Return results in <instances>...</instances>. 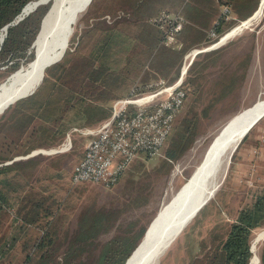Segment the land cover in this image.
I'll return each instance as SVG.
<instances>
[{"label":"rangeland","instance_id":"1","mask_svg":"<svg viewBox=\"0 0 264 264\" xmlns=\"http://www.w3.org/2000/svg\"><path fill=\"white\" fill-rule=\"evenodd\" d=\"M139 2L138 0H92L72 24L66 50H76L78 48L80 55L87 54L100 36L99 30L88 24L89 20L99 13L103 17L110 16L107 22H111L114 15L125 17L127 22L140 19L139 13H141L142 8ZM260 3L261 0H259L256 9L259 8ZM262 9L250 25L228 36L225 41L220 42L222 36L234 26L242 24L247 19L243 18L245 14L226 22L224 25L225 30L216 39L206 40L204 44L192 48L186 46L175 78L172 77V74H169L175 69L172 67V70L164 77L162 74H148L147 71H143L140 74H110L108 84L105 87L98 84L93 85L94 83L88 81L84 82L83 85L81 84L83 91H85L83 93L88 96V99L92 100H95L96 97L99 98L98 94L106 90L108 92L107 96L111 97L107 106L111 107L113 100L127 94L133 85L145 83V81L153 79L155 75H158V79L164 80L165 83H172L181 74L184 78L188 74H201L193 81L190 96L186 98L184 106L174 120L175 124L181 125L184 115L190 119L193 115H197L194 122L196 134L190 146L183 155L172 162V166L167 172L157 168L164 144L161 153L154 158L148 159L144 154L138 155L126 167L119 177L120 180H117L118 182L104 185L87 181L73 185L71 183L72 173H70L72 166L75 165L74 163L79 157L78 154L82 153L83 145L90 137L84 135L81 130L86 127H95L100 123L89 126V124H78L82 120L76 121L77 123L73 122L60 142L50 146H36L28 152L21 151L23 145L21 141H17L16 133L12 135L4 131L0 132V155L12 157L3 163L19 159L24 160L27 157L37 159V171L33 173V176L26 174L24 178V180L27 179L26 181L30 185L28 190L33 188L32 190L38 191L48 184L47 193L52 192L55 201L58 200L57 208L59 209L57 211H59V214L54 216L56 222H53L52 225L56 228L55 248H57L56 255L59 260L63 258L69 235L77 226L78 212L84 206L96 208L104 206L109 208L112 213L118 212L116 215H119V217L115 222L113 221V226H109L110 228H107V231L97 235L98 237L89 247L93 248L92 256L87 257L84 252L81 258L76 255L74 262L86 258L89 262L92 261L100 248V244L117 231L115 227L118 223L121 227L126 228L130 221L136 220L135 234L142 226L146 229L162 203L171 198L188 179L194 167L202 159L207 145L224 123L236 112L251 105L256 99L260 97L264 99V4ZM231 11L233 17L234 11L233 9ZM181 14L185 17L183 12ZM128 23L125 25L128 26ZM211 44H213V48L195 53L192 61H190L189 52L194 49H203ZM181 45L179 50L185 46L182 42ZM169 47L178 48L177 43L176 47L170 45ZM32 49L34 50L33 47H30L27 54ZM204 54H207L209 60L218 56V63L204 69L197 64L195 73L188 72L193 60H200L204 57ZM247 58L250 59L245 67L243 64L247 61ZM17 59L20 64L15 69L0 66V82L30 61H26L25 56ZM229 66L237 68L238 74H246V76L239 89L220 96L221 84H217L216 80L218 74L224 72L230 74ZM171 78L173 79L170 80ZM101 100L103 99L101 98ZM75 105H78V103H75ZM9 112L10 109L4 108L0 112V118ZM35 133L34 131L33 136ZM33 141L37 142L38 139ZM68 142L70 144L64 149L63 144ZM239 143L236 151L230 153L226 170L219 176V180H221L214 195L198 210L196 215L172 241L171 245L162 253L158 264H188L193 254L199 257L203 256L208 250H212L218 241L227 236L230 223L237 217L238 211L241 208L251 206L257 196L264 195V116L253 125L251 131ZM74 146L78 147L76 151H72ZM69 152H71L69 156L60 158L61 155ZM62 165L66 168H63ZM52 206L55 208L57 205ZM15 209V207H11L0 212V264H21L25 254L23 244L27 243L30 246V241L41 234L40 232L44 229L32 225L26 227L27 229L23 231H19L16 228V222L13 220ZM102 229L103 227L100 228V230ZM262 229H264V225L255 227L251 235L254 234L255 230L258 232ZM14 233L15 237L13 236ZM142 236L140 239H142ZM263 252L264 240L258 245L255 252L258 257V264H262L261 254Z\"/></svg>","mask_w":264,"mask_h":264},{"label":"trees","instance_id":"2","mask_svg":"<svg viewBox=\"0 0 264 264\" xmlns=\"http://www.w3.org/2000/svg\"><path fill=\"white\" fill-rule=\"evenodd\" d=\"M29 1L31 0H0V31L7 23L15 20ZM222 1L231 3L235 0ZM236 1L239 3L238 7L246 12L244 19L251 15L259 2V0ZM49 6V3L40 4L7 27L6 36L0 45L1 67L15 69L20 64L17 58L25 56L26 61L33 58L34 50H30L28 54L27 52ZM115 16L111 22H107L101 13L95 14L88 24L96 27L100 36L88 53L80 55L78 48L66 50L61 60L45 68V74L32 94L16 100L7 107L10 112L1 116L0 132L4 131L12 135L16 133L17 141H21L23 145L22 152H28L36 146H50L60 142L73 122L82 120L78 124L91 126L101 123L110 116L111 107H108L107 103L111 97L107 96L108 92L105 90L99 93V98L96 97L95 100L88 99L81 86L84 82L105 87L110 74H140L150 66L156 68L163 77L168 75L172 67L175 68L173 73L177 71L183 51L186 50L185 43L183 49L171 48L163 44L162 29L148 19L146 23L139 19L128 23L125 17ZM147 23L153 27H149ZM225 23L224 19L218 22L214 28L215 37L213 36L209 41L216 39L225 30ZM207 54H204L200 60L194 59L188 72L195 73L197 64L203 69L215 66L218 63V56L209 60ZM249 59L247 58L243 64L245 67ZM228 70L230 74L225 72L218 74L216 80L217 84H221L220 96L239 89L246 76V74H238V69L232 66H229ZM198 75L201 74H188L184 78L182 86L186 91L185 100L190 96L192 83ZM175 76L176 74H172L173 78ZM196 116L193 115L190 119L184 115L181 125L173 122L163 153L159 156L157 168L167 172L172 162L183 155L190 146L196 134L194 130ZM34 131L36 133L33 136ZM35 139L38 141H33ZM77 149L78 147L74 146L72 151ZM70 153H64L60 158L67 157ZM78 156L75 163L82 158L83 149ZM11 158L8 155H0V212L15 207L13 220L19 231L32 225L44 228L41 234L30 241V246L27 243L23 244L25 254L21 264H124L139 243L145 229L142 226L135 234L136 220L130 221L126 228L121 227L120 223L116 224L117 231L100 244L92 261L89 262L86 258L87 261L79 259L78 262H74L76 255L81 258L84 252L87 257L92 256L93 248L89 247L96 240L97 235L107 231V228L113 226V221L115 222L119 217L116 215L118 212L112 213L104 206L82 207L78 212L77 226L72 229L63 258L59 260L55 248L56 228L52 225L56 222L54 216L59 214L58 200L55 201L52 192L47 193L49 185L43 186L38 191L32 190L33 188L28 190L30 185L24 178L26 174L33 176L37 171V159L27 157L24 160L3 163ZM62 167L66 168L64 165ZM52 205L57 206L53 208ZM262 225H264V195L257 196L251 206L241 208L237 217L230 223L227 236L203 256L193 254L188 264H248L252 255L249 249L252 230ZM102 227L103 229L100 230ZM13 236H16L15 233ZM261 262L264 264V252L261 254Z\"/></svg>","mask_w":264,"mask_h":264},{"label":"bare ground","instance_id":"3","mask_svg":"<svg viewBox=\"0 0 264 264\" xmlns=\"http://www.w3.org/2000/svg\"><path fill=\"white\" fill-rule=\"evenodd\" d=\"M35 1L27 2L19 16L28 14L35 6ZM46 1L50 3V7L42 18L40 29L34 40L32 60L0 82V112L13 98L25 92L29 93L37 87L45 71L44 64L66 49L71 26L81 11L85 9L89 0ZM262 4L264 0H261L260 5ZM261 9H257L254 15L242 24L231 28L220 41L250 25ZM3 35L4 30L1 29L0 39ZM263 110L264 99L260 97L251 105L236 112L224 123L207 145L202 159L194 167L188 179L171 198L162 203L149 223L145 236L131 252L126 264H158L162 253L176 238L175 236L171 240L173 231L191 215L201 202L207 198L209 200L214 195L221 180L219 176L226 170L228 158L240 134L249 122ZM250 264H258L256 253L251 257Z\"/></svg>","mask_w":264,"mask_h":264},{"label":"built area","instance_id":"4","mask_svg":"<svg viewBox=\"0 0 264 264\" xmlns=\"http://www.w3.org/2000/svg\"><path fill=\"white\" fill-rule=\"evenodd\" d=\"M216 1L221 6V19L232 20L230 3ZM105 17L106 20L110 19V16ZM148 20L162 29L163 43L172 47H176L177 43L178 48L182 46L177 34L186 19L179 11L161 9ZM210 35L215 36L214 29ZM201 50L194 49L189 52L190 61ZM183 80L184 76L181 74L172 83L158 79L153 83L133 85L127 94L114 99L108 118L95 127L81 130L90 137L83 145L82 158L73 166L71 183L74 185L90 181L110 185L119 179L138 155L144 154L148 159L159 155L171 132L175 117L184 104L186 91L182 86ZM69 144H63V148H67ZM263 240L264 229L258 232L255 230L249 245L253 255ZM250 261L251 258L248 264Z\"/></svg>","mask_w":264,"mask_h":264},{"label":"crops","instance_id":"5","mask_svg":"<svg viewBox=\"0 0 264 264\" xmlns=\"http://www.w3.org/2000/svg\"><path fill=\"white\" fill-rule=\"evenodd\" d=\"M138 1H140L139 5L142 8L141 13H139L140 14L139 20L140 21L142 20L143 22L145 21V23L149 16L156 14L161 9L179 11L181 13L183 12V14L186 17V22L182 30L179 32L178 38L182 42V44L185 43L186 46L190 48L200 46L204 44L206 40H210L213 37L210 35L211 30L215 28V26L218 24V22L221 20L222 17L220 3L216 0H138ZM262 5L259 6L260 9L263 7ZM238 6L239 3L236 0L230 3V9L231 10L233 9L234 11L232 17L233 19L242 14L246 15V12L243 9H240ZM255 10L251 14H253ZM231 13L232 11H230V14ZM228 21L231 20H225V22ZM147 24L149 25V27L150 26L153 27L151 24L149 23ZM145 71H147L148 74H161L158 73V70H156V68L151 66L148 67L147 70ZM169 74H178V71H176L175 73L171 72ZM158 78H159L158 75H155L153 79L147 80L145 81V83L142 84L153 83L156 80H158ZM70 189L71 187L69 188V190Z\"/></svg>","mask_w":264,"mask_h":264},{"label":"water","instance_id":"6","mask_svg":"<svg viewBox=\"0 0 264 264\" xmlns=\"http://www.w3.org/2000/svg\"><path fill=\"white\" fill-rule=\"evenodd\" d=\"M47 1L45 0V1H42V0H36L35 1V6L33 7V9H31L30 11H32V10H34L38 5H40V4H43V3H46ZM91 2V0H89L88 2H87V5H89V3ZM22 10H23V8H22ZM22 10H21V12H22ZM20 12V13H21ZM19 13V14H20ZM19 14L16 16V18H15V20L14 21H12V22H9V23H7L5 26H3L1 29H3L4 30V35L1 37V39H0V45L2 44V42H3V40H4V37L6 36V32H7V27L10 25V24H13V23H15V22H17L19 19H21L22 17H23V15H21V16H19ZM250 17V16H249ZM248 17V18H249ZM67 40V39H66ZM221 40V39H220ZM220 42H222V41H220ZM33 43L34 42H32V44H31V48L33 47ZM213 46H207V47H205V48H203L202 50H206V49H211ZM65 50L66 49H63V51L59 54V55H57L56 57H54V58H52L51 60H49L48 62H46L45 64H44V67L46 68V67H48V66H51L52 64H54V63H56V62H58L61 58H62V56L64 55V53H65ZM42 78L43 77H41V80H42ZM39 84V83H38ZM35 91V89H33L32 91H30L29 93H27V92H25V93H22V94H20V95H18L17 97H15V98H13L12 99V101L11 102H9L8 104H7V106L5 107V109L10 105V104H12V103H14L16 100H18V99H20V98H23V97H26V96H28V95H30V94H32L33 92ZM264 116V110L263 111H261L258 115H256L250 122H249V124L247 125V127L245 128V130L240 134V137H239V139H238V141L236 142V144H235V146L233 147V150L232 151H234L235 149H236V147H237V145L239 144V142L242 140V138L248 133V131L253 127V125L260 119V118H262ZM207 200H208V198L207 199H205L203 202H201L195 209H194V211L191 213V215L181 224V225H179L176 229H175V231H173V233L171 234V240H173L174 238H175V236H177L181 231H182V229L184 228V226L190 221V219L191 218H193L195 215H196V213L198 212V210L207 202ZM148 228V227H147ZM147 228L145 229V231H144V233H143V236H145V234H146V232H147ZM142 236V237H143ZM141 240V239H140ZM134 250V249H133ZM132 250V251H133ZM131 254V253H130ZM127 259H128V257H127ZM127 259L125 260V262H124V264H126V261H127Z\"/></svg>","mask_w":264,"mask_h":264}]
</instances>
